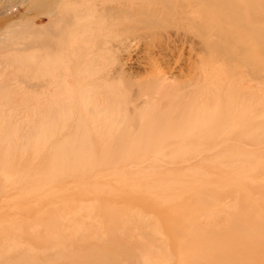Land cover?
<instances>
[{"label":"rangeland","instance_id":"rangeland-1","mask_svg":"<svg viewBox=\"0 0 264 264\" xmlns=\"http://www.w3.org/2000/svg\"><path fill=\"white\" fill-rule=\"evenodd\" d=\"M31 3L0 0V264H179V233L190 232V218H197V228L206 237L210 198L219 192L220 199L238 192L221 180L243 176L244 163L236 153L243 144L241 132L226 135V141L233 140L224 144L223 136L210 132L199 137L193 132L188 144L164 134L147 147L121 146L123 140H150L112 128L125 123L128 103L124 102L118 114L108 110L99 117L105 125L99 133L73 129L78 113L64 110L65 89L84 70L82 61L77 60L81 68L70 60L79 55L86 59L95 50L92 41L77 44L85 33L77 34L71 54L65 50V38L56 43L64 46L58 52L45 46L34 49L36 29L47 36L45 30L53 23L46 12L55 6ZM137 45L133 41L128 54L124 48L105 50L111 56L104 60L107 65L111 61L106 67L118 54L117 72L124 71L125 78L129 74L133 83L151 78L138 59ZM184 46L177 49L187 56ZM64 65L73 68L66 77ZM110 86L120 90L123 82ZM133 92L125 97L129 100ZM253 100L263 121L264 76ZM145 105L139 110L146 111ZM47 115L51 119L57 115L59 124L68 127L49 132ZM252 193L264 201V194L254 189Z\"/></svg>","mask_w":264,"mask_h":264},{"label":"bare ground","instance_id":"bare-ground-1","mask_svg":"<svg viewBox=\"0 0 264 264\" xmlns=\"http://www.w3.org/2000/svg\"><path fill=\"white\" fill-rule=\"evenodd\" d=\"M39 3L55 8L46 12L53 23L45 30L47 36L36 29L34 49H64L56 43L65 38V50L71 54L76 38L85 33V41L80 38L77 44L90 45L92 41L95 50L91 57L79 55L70 60L82 61L83 68L79 61L75 65L84 70L79 72L77 66L81 75L76 74L65 89L68 105L64 110L75 112V116L78 113L73 129L99 133L105 126L99 117L108 110L118 114L124 102L128 103L125 123L114 122L112 128L150 140H123L121 146L147 147L157 144L156 137L164 134L173 136L176 143L188 144L193 132L199 137L210 132L223 136L224 144L233 140L226 141V135L241 132L243 144L236 147V153L244 163L243 176L221 180L238 192L224 199L219 198V192L210 198L206 237L197 228V218H190V232L179 233V264H264V201L252 193L254 189L264 194V120L257 115V101L253 100L264 76V0H32L31 4ZM123 40L125 47L121 48ZM133 41L141 53L137 58L151 75L135 83L128 79L129 74L127 78L122 75L123 70L117 72L116 52L114 68L110 66L107 72L111 56L105 55L115 47L128 54ZM179 45L188 46H184L189 50L187 56L177 49ZM65 65L66 77L74 64L72 70ZM116 81L123 82L122 89L111 88ZM132 90L134 96L128 100L125 94L132 95ZM144 105L147 110H139ZM222 112L224 115H219ZM48 116L49 132L68 127L59 124L57 115ZM204 240L210 249L203 247Z\"/></svg>","mask_w":264,"mask_h":264}]
</instances>
